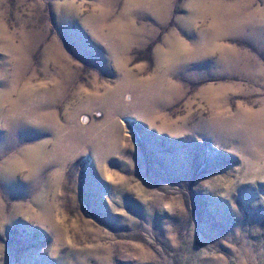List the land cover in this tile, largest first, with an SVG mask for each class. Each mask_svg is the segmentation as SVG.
<instances>
[{
	"label": "rangeland",
	"instance_id": "obj_1",
	"mask_svg": "<svg viewBox=\"0 0 264 264\" xmlns=\"http://www.w3.org/2000/svg\"><path fill=\"white\" fill-rule=\"evenodd\" d=\"M0 264H264V0H0Z\"/></svg>",
	"mask_w": 264,
	"mask_h": 264
}]
</instances>
